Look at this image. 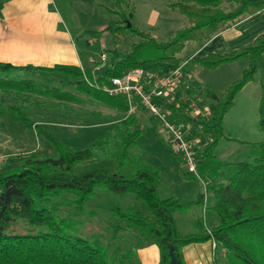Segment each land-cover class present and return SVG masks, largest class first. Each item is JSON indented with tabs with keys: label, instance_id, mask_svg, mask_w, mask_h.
<instances>
[{
	"label": "trees",
	"instance_id": "obj_1",
	"mask_svg": "<svg viewBox=\"0 0 264 264\" xmlns=\"http://www.w3.org/2000/svg\"><path fill=\"white\" fill-rule=\"evenodd\" d=\"M7 1L0 0V10ZM112 1L115 7L109 10L119 14L120 20L116 26L95 31V36L110 28L133 31L142 40L133 42L127 53H114L101 74L95 76L74 64L40 66L0 61V117L7 115L25 128L35 129L55 147L53 154H20L0 171V264H142L138 248L150 243L159 247V264H169L170 244L180 264H186L182 247L209 239L226 249L224 260L216 258V264H264V138L249 143L248 157L237 161H225L215 153L224 136L226 113L238 92L254 79L258 58H264V31L243 46L192 56L194 63L207 68L248 58L242 73L221 95L196 79H188L183 84L187 93L180 92L177 102L165 104L173 121H190L194 133L201 124L209 137L196 155L199 177L177 156L184 179L201 178L206 190L212 192V209L219 219L215 226L206 227L200 217L194 231L180 232L175 214L203 203L204 188L188 203L176 195L162 197L159 188L164 169L149 160L147 149L139 141L143 129L138 114L129 112L124 96L110 94L102 86L130 68L168 72L180 66L184 60L179 53L187 41L205 40L241 16L263 10L264 0H168V6L187 15L190 22L166 41L134 25L135 5L131 0ZM226 2L234 3L236 9H227ZM33 70L67 76L74 89L28 76ZM261 90L259 111L264 130V78ZM203 93L211 99V115H187L185 109L191 100ZM91 105L117 109L123 115L90 144L68 147L44 128L46 122L89 124L93 116L102 114L100 110L90 111L87 106ZM155 126L158 128L159 123ZM100 161L112 164L77 170L78 165ZM98 190L129 193L134 200L127 206H111L105 227L97 224L91 228L86 223L96 212L87 204Z\"/></svg>",
	"mask_w": 264,
	"mask_h": 264
},
{
	"label": "rangeland",
	"instance_id": "obj_2",
	"mask_svg": "<svg viewBox=\"0 0 264 264\" xmlns=\"http://www.w3.org/2000/svg\"><path fill=\"white\" fill-rule=\"evenodd\" d=\"M72 27H78L81 32L76 38L80 50L84 53L86 66L92 67L93 64L88 62L90 57L95 58L96 65L103 64L101 67H108L112 62L114 53H127L131 49L132 43L142 40V38L134 34L133 31H116L114 29H104L100 35L95 36V31L103 29L105 26H116L120 20V15L104 7L101 12L100 7L103 4L110 5L107 0H72ZM135 5V18L140 21L138 25L134 18V25L144 31L151 32L159 41H166L173 37L175 30L180 24L181 15L179 10H172L167 7L168 0H131ZM227 3V4H226ZM224 6L233 10L236 5L226 2ZM114 4V2H113ZM115 7V4L113 5ZM112 7V8H114ZM127 10L129 6H126ZM152 7L160 12L158 24L151 28L148 25L147 18L151 15ZM110 13H109V12ZM67 16V15H65ZM148 16V17H147ZM134 17V15H133ZM184 17V16H183ZM69 19L68 17H66ZM187 19V18H185ZM189 18L186 20L188 21ZM126 23V22H125ZM197 40H190L185 45L179 55L183 60H188L185 65L192 75L204 82L208 89L214 92H221L226 88L232 76H239L242 71L239 67H246V58H241L234 63L221 64L215 68H207L200 64L194 63L190 56L197 47ZM108 55L107 60L101 59V53ZM195 53L194 55H196ZM198 54H205V51ZM258 70L254 79L249 82L239 94L235 104L228 110L224 119L225 136L218 143L215 153L221 159L228 161H237L248 157L250 146L249 143L259 141L264 138V130L260 124V102H261V81L264 78V58L259 57L257 60ZM94 64V65H95ZM91 65V66H90ZM95 65V66H96ZM227 67H233L229 70ZM104 69V68H103ZM56 76L60 74L51 73L41 74L33 78L49 83L58 82L65 88L74 89V85L66 81H57ZM236 77V78H237ZM69 79V77H66ZM223 88V89H222ZM186 93V89L184 91ZM183 93V94H184ZM221 95V94H218ZM203 101L209 102L210 99L203 93ZM91 110L101 111L103 118L93 116L91 122L86 125H74L75 123H49L44 128L52 135L56 136L61 142L68 147H82L92 143L97 136L105 133L111 125L109 120L116 121L121 117V113L112 110L103 105L87 106ZM139 114L140 127L143 129L139 137L140 143L147 149L149 160L167 172L169 179V192L182 197L184 201H189L196 196L199 190L197 181L194 179H184L182 176L181 164L179 157L171 149L166 142L164 134L155 126L157 123L153 114L144 107L135 110ZM106 117V118H105ZM96 121H98L96 123ZM164 137V138H163ZM165 139V140H164ZM32 151H39L43 154H53L55 147L53 143L43 134H38L33 128H25L20 121L12 120L9 116L0 117V171L6 168L16 156ZM110 161H100L90 164L78 165V172L91 170L93 168L110 166ZM183 179V180H182ZM182 180V181H181ZM161 193V192H160ZM134 200L132 194L129 193H112L98 190L96 195L88 202L87 207L93 208L96 212L91 221H87V225L91 228L100 225L105 227V220L111 218L109 208L113 205L127 206ZM186 212V211H184ZM179 222V221H178Z\"/></svg>",
	"mask_w": 264,
	"mask_h": 264
},
{
	"label": "crops",
	"instance_id": "obj_3",
	"mask_svg": "<svg viewBox=\"0 0 264 264\" xmlns=\"http://www.w3.org/2000/svg\"><path fill=\"white\" fill-rule=\"evenodd\" d=\"M107 1L111 2L110 5H95V7L93 8L95 9L100 7L101 12H103L104 7H106V10L107 7H114L112 0ZM72 2L74 1L8 0L7 2H5L0 10V61L11 62L13 64L20 65L33 64L40 66H53L57 63L74 64L80 66L82 69L89 70L95 76L101 74L107 67H101L103 66V64L96 65L95 63H93L95 58L90 57L89 60H87L88 62H91L93 64L92 67H87L85 65L86 58L84 56V53L80 50L78 42L76 40V38L79 37L81 30H78V27H72L71 25L72 21L75 22L72 19ZM166 5L172 10L177 9L168 6L167 3ZM179 12L181 13V15L176 16H179L181 21L180 23L183 24H180L177 29L189 24L190 22V19L186 21L189 18L187 15L182 13L180 10ZM135 15L136 12L134 13L133 18L135 22L140 25V21L136 20ZM66 17H68L69 19H67ZM159 19L160 12L152 7L151 15L147 18L148 25L151 28L155 27L158 24ZM177 29L175 30V32L177 31ZM262 31H264V9L252 15H243L235 22L227 25L226 28L213 33L207 39L197 40L198 45L195 48V51L190 56V59L192 58V56H194L195 53L198 54L203 51H205V53L211 51L220 52L243 46L244 44L252 41ZM186 44H188V41L186 42ZM246 60L248 63V58H246ZM187 62L188 60H184L183 69L188 73L189 78L200 81L199 79L195 78L189 70L186 69L185 65L187 64ZM227 68L229 70H232L233 67ZM239 68L241 69L240 71H242L245 67ZM45 72H47L48 74L49 71L33 70L31 72H28L27 75L33 78L35 76L44 74ZM51 73L59 74L56 72H49V74ZM66 77L67 76L60 74V76H56L55 78L57 81H66L71 83L70 79ZM236 77L237 76H232L229 79L230 82L227 84V86ZM58 84L60 83L58 82ZM202 84L206 86L204 82H202ZM244 87L241 90H243ZM223 90L219 93H216L221 94ZM241 90L238 92V94L241 92ZM236 97L234 99V104L235 100L237 99ZM111 109L121 113V116L123 115L121 111L113 108ZM104 116L105 115L101 114L98 117L101 119ZM138 116L140 115L138 114ZM97 122L98 121H96V123ZM114 122L115 121L113 119L108 121L111 126ZM49 123L60 122H46L44 123V125H47ZM223 160H225V158ZM163 176L164 181L159 188V193L161 192L160 195L162 197L176 195L169 192L168 190L170 188L169 183L172 182V179H169V176L167 175V172L165 170L163 171ZM194 180L197 181L199 192L201 188H204L203 183L200 179ZM198 192L196 193V196L189 201H184L182 197H178L183 202L188 203L196 199ZM212 204L213 194L211 191L206 190L203 203L191 206L186 212H177L175 214V219L180 232L188 233L194 231L195 222L200 217L204 218V224L206 227L217 225L219 219L217 213L212 209ZM182 253L186 264H216V258L220 261L224 260L226 249L218 245L214 246L213 240L209 239L205 241L185 244L182 247ZM138 255L142 264H159L160 262V250L158 245L155 243H150L139 247Z\"/></svg>",
	"mask_w": 264,
	"mask_h": 264
},
{
	"label": "built area",
	"instance_id": "obj_4",
	"mask_svg": "<svg viewBox=\"0 0 264 264\" xmlns=\"http://www.w3.org/2000/svg\"><path fill=\"white\" fill-rule=\"evenodd\" d=\"M101 59L107 60L108 55L105 52L101 53ZM188 79L190 78L183 69V63L168 72L138 66L126 70L122 75L112 76L102 86L110 94L124 96L130 105V112L139 107L151 112L172 151L181 156L183 165L199 177L196 155L198 150L208 143L209 137L202 132L201 124L198 132L194 133V125L190 121L176 123L165 108L166 103L178 101L179 93H184L186 89L184 81ZM201 101L202 96L192 99L185 113L194 117L211 115L209 102ZM200 180L206 192L205 182L201 178ZM213 245H216L214 240Z\"/></svg>",
	"mask_w": 264,
	"mask_h": 264
},
{
	"label": "water",
	"instance_id": "obj_5",
	"mask_svg": "<svg viewBox=\"0 0 264 264\" xmlns=\"http://www.w3.org/2000/svg\"><path fill=\"white\" fill-rule=\"evenodd\" d=\"M131 23H128V26H130ZM169 255H170V261L169 264H180L178 261V258L174 252V246L172 244L169 245Z\"/></svg>",
	"mask_w": 264,
	"mask_h": 264
}]
</instances>
